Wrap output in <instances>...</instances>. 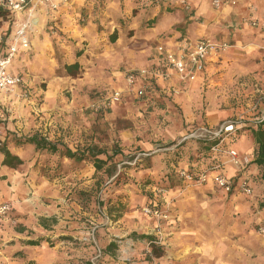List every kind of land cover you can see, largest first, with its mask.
<instances>
[{
    "label": "rangeland",
    "instance_id": "374dc122",
    "mask_svg": "<svg viewBox=\"0 0 264 264\" xmlns=\"http://www.w3.org/2000/svg\"><path fill=\"white\" fill-rule=\"evenodd\" d=\"M233 2L228 0L225 4L235 6L237 3ZM72 3L56 12L39 4L32 12L24 10L25 16L12 13L0 20L1 39L29 21L32 50L30 46L29 51L15 57L12 67L22 74L25 82L26 76L33 78L52 68L55 77L77 81L88 66L82 64L84 69L76 79L62 77L59 71L67 62L85 59L92 63L101 59L106 77L103 72L96 77L110 84L93 91L76 89V84L72 89L66 84L60 91L44 94L46 84L40 83L0 93V126L5 131L6 141L39 133L72 149L92 145L112 152L117 148L125 157L133 159L130 161L123 156L115 159L117 174H123L121 182L104 178L99 184L97 181L102 174L96 176L91 164L65 160L63 167H56L54 171V175L62 173L59 177L52 176L53 173L47 176L45 169H52L50 165L57 164L56 159L36 153L32 147L15 149L10 145L12 152L19 153L24 161L14 168L16 173H26L24 177L19 176L21 181L26 183L31 177V180H40L36 181L39 184L46 182V191L52 192L41 202L47 205L54 199L59 207H65L57 217L50 218L54 232L43 239V244L46 248L58 249L60 242H64L63 247H68L66 242L72 243L84 252L79 264H194L204 248L207 254L214 253L204 264H224L225 259L230 260L229 264H244L239 251L249 241L245 235H264V210L258 209L264 200V183L253 180L255 144L247 129L248 125L264 119V85L248 90L243 78L234 86L230 82L223 83L219 89L204 85L199 91V105L194 103L188 113L175 102V91H160L151 75L147 80L138 77L132 87L136 90L145 86L144 97H139L138 91H113L120 88L114 80L119 83L117 77L121 74L116 77L115 73L135 68L132 61L137 60L142 64L139 68L152 71L146 67L150 68L153 57L142 58L139 51L146 43L157 54L159 41L147 40L157 19L176 10L189 12L191 6L186 9L176 2L157 5L151 0H72ZM212 5L215 9L224 6ZM252 17L255 15L245 18L243 24L246 28L258 29L259 23L254 26ZM114 33L117 40L112 43ZM225 35L210 39L232 48L235 41ZM39 36H46L48 42L39 45ZM40 47L43 51L37 50ZM231 48L220 56H228ZM39 52L48 62L39 64ZM111 77L115 79L111 81ZM150 84L158 87L152 96ZM115 92L122 93L119 101L111 99ZM215 116L221 117L217 123L207 122ZM229 126L233 128L227 130ZM237 134L240 136L235 139ZM214 138L222 139L221 144L214 146L216 150H212L219 161L213 167L196 164L195 143L189 141ZM184 142L188 144L181 160L177 164L167 162L169 153ZM231 151L237 153V165L231 162ZM154 154L157 158L152 159L150 165L136 168L142 158ZM189 169H193L191 174ZM204 172L208 173V180L200 182L199 175ZM169 173L173 176L167 179ZM219 173L232 180L234 187L230 192L214 184L212 177ZM148 177L155 182L145 186L142 181ZM243 184L251 188L250 195L242 190ZM32 189L36 191L35 186ZM38 195L37 191L34 196ZM118 199L127 205V210L114 222L108 216L107 206L109 202L117 203ZM100 203L104 206H99ZM72 222L81 240L67 233L60 234L73 231ZM70 226L72 228L68 229ZM144 236H152L156 242L152 244ZM111 243L116 245L112 252L107 250Z\"/></svg>",
    "mask_w": 264,
    "mask_h": 264
},
{
    "label": "crops",
    "instance_id": "0c3cea01",
    "mask_svg": "<svg viewBox=\"0 0 264 264\" xmlns=\"http://www.w3.org/2000/svg\"><path fill=\"white\" fill-rule=\"evenodd\" d=\"M186 1L191 6V11L176 10L175 12L164 13L160 20L157 19L156 27L149 31L148 42H150L149 40H158V46L164 45L168 50L177 49L182 42L194 43L199 39L208 37L209 39H216L221 34H227L225 36L235 42L228 56L208 59L204 73L193 81H181L175 72L164 64L158 52L156 54V51L151 50L152 47L145 43V47L139 51L140 56L142 58L153 57V60H151L152 65L149 66L150 68L146 67V69L154 71L155 84L159 85L160 91H175V102L182 107L185 113H188L193 110L194 103L199 105V91L204 89V85L209 84L211 87H218L217 89H219V86L227 82L234 86L242 78V81L247 82L248 90H254V87L264 85V53L261 50L264 47V0H234L237 3L235 6L225 4L219 9L213 7V0ZM71 4H73L72 1ZM253 6L256 9L254 11L252 10ZM26 11L28 12L29 10ZM15 14L25 16L26 12ZM252 14L255 15L259 23L258 29H249L243 24L244 19ZM154 16L158 15L155 14ZM159 36L164 37L159 38ZM47 42L46 36H39V45L42 46ZM32 44L31 42V50ZM147 46L149 47L148 49ZM37 50L40 51L42 49L40 47ZM45 58L39 52L38 60L40 65L48 62V58ZM75 62L88 66L83 77L77 81L55 77L52 68L48 72L42 71V73L34 75L33 78H27L26 76V82L24 81L22 86L29 84L34 87L35 84L43 83L46 84V87L42 92L47 94L50 91H60V88H63V85L66 84V87L70 85L72 89L76 84V89L80 87L84 91H93L110 84L102 82L96 77V74L100 72H103V76L106 77L105 68H103L104 62L101 59L92 63L85 59H72L67 63L73 64ZM132 64L135 68L127 69L126 72L115 73L116 77L118 76L117 74H121V77H117L119 83L114 80V77H111V81L113 79L114 84L118 87L120 86V88L116 87L113 91H135L128 87L126 76L131 71H141L143 68H139L142 64L137 60L136 62L132 61ZM12 72L22 76L16 68L12 67ZM163 73H168L169 76L164 77ZM35 90L37 89L35 88ZM220 119L221 117L215 116L209 118L207 122L211 123L212 121V124H215ZM15 154L22 159L19 153ZM2 160L3 157L0 154V204L11 202L13 209L5 218L2 226H0V264H79V259L84 255V252L79 248V250L76 249L72 243L66 242L68 247H63L64 242H60L62 245L58 249L46 248L45 244H43V241L46 240L45 238H48L49 234L54 232L51 231L53 224H50V221H52L50 218L57 217L59 211H63L65 207L63 205L59 207L57 202H54V199L49 201V204L44 205L41 201L46 199L45 196L50 197L49 193L52 192L46 191L45 184L47 183L41 181V184H39L36 182L38 179L31 180V177L26 180V183L21 181L19 176L22 175L24 177L26 173H16L14 168L3 166ZM32 186H35L36 191L32 189ZM38 186L39 188H37ZM37 191L39 195L35 197L34 194ZM30 194L33 195L31 196ZM76 211L80 214L79 208ZM262 220L263 217H261V222ZM72 223L73 231H63L60 234L63 236V233H67L73 239L81 240L79 238L80 235H78L80 233L75 231V222ZM70 228L72 227L70 226L68 229ZM56 236L52 237V239ZM245 236L249 238V241L245 242V246L239 251L243 263L264 264V235L246 234ZM28 241H40V244L38 246H30L27 243ZM69 244H71L70 247ZM212 244H215V242H212ZM206 250L204 248V252L199 254L198 261L194 264H204L206 258L214 257V253L208 252L210 253L209 255ZM231 252H234V250H231ZM224 261V264H229L230 262L228 259Z\"/></svg>",
    "mask_w": 264,
    "mask_h": 264
},
{
    "label": "trees",
    "instance_id": "16d2710c",
    "mask_svg": "<svg viewBox=\"0 0 264 264\" xmlns=\"http://www.w3.org/2000/svg\"><path fill=\"white\" fill-rule=\"evenodd\" d=\"M173 9H170V11H173ZM12 14L11 11L8 9H5L0 4V20L7 19ZM12 32H8L5 37L2 39V43L0 46H6L9 43L10 37ZM117 40L116 33L112 35V43H115ZM80 56V55H79ZM84 67L79 62H75L73 64L66 63L62 69V71H59V74H62V77H69L76 79L78 76L82 73ZM150 89L152 91L151 96L154 95L157 92L158 87L155 84H150ZM248 131L252 134L253 140H254V149H253V161L252 166L256 167V173L253 174V180L261 181L264 183V119L255 123H252L251 126H247ZM240 136L237 134L235 136V139ZM189 142L195 143V152L197 153V159L194 160L196 164H203L205 163L208 167L215 166L214 164L217 163L219 160L217 157H215V154L212 151V148L214 146H217L222 143V139H204V140H191ZM187 142L182 143L179 147H177L174 151L169 153L167 162H170L172 164H177L181 160L180 156L185 149V146L187 145ZM10 145H12L15 149H22L24 147H32L36 153H42L46 156H48L51 159H56L58 163H52L50 165L52 169H48L47 165L45 169V175H50V173H53L52 176L59 177L62 173H56L54 175V171L57 170L56 167L62 168L63 167V161L68 160L70 162H73L74 164H91L95 169L96 176L101 177L97 181V183H103L102 181L104 178H115L117 182H121L123 178V174L118 173V166L115 163V159L118 156H124L123 151L121 149H113L112 152H109L108 150L102 149L98 146H86L81 149H72L68 145L60 142V141H52L48 139L47 137L35 133L31 136H27L24 138L19 139H7L6 143L3 147L0 148V154L3 157L2 165L10 168H16L19 165H22L24 161L17 156L15 153L12 152L10 149ZM126 159H129L130 161L133 159V157H125ZM157 158V156L154 155H148L145 158H142V163L137 164L136 168L141 166L142 164L150 165L151 160ZM49 166V165H48ZM56 168V169H55ZM125 169H132V167H124ZM193 169H189V173ZM175 173V170H174ZM125 175V174H124ZM173 176V173H169L166 175V178H171ZM143 184L151 185L154 184L153 178H146L143 181ZM238 184V183H237ZM236 184V185H237ZM235 185V186H236ZM234 187V185H233ZM118 199L117 203H114L113 205L111 202L108 203L107 206V213L108 216L113 218L114 222L118 221L122 216L123 213L127 210V205ZM260 202V201H259ZM99 206H104L103 204H99ZM259 211L264 210V200H261L259 203ZM143 238L149 240L152 244L156 242V239L152 236H144ZM30 246H38L40 244V241H28L27 242ZM116 249V245L111 243L107 246V250L112 252ZM156 250V246H153V251ZM156 252V251H155ZM88 264H93L92 262H89Z\"/></svg>",
    "mask_w": 264,
    "mask_h": 264
},
{
    "label": "built area",
    "instance_id": "2783aa9c",
    "mask_svg": "<svg viewBox=\"0 0 264 264\" xmlns=\"http://www.w3.org/2000/svg\"><path fill=\"white\" fill-rule=\"evenodd\" d=\"M72 0H0V4L5 8L11 11L12 13L23 12L24 10H32L38 6L39 4L45 5L51 11H59L63 7H67L71 4ZM152 3L157 5L163 3H178L182 7L189 9V4L186 0H151ZM228 0H214L213 4L216 7H221ZM235 3V2H233ZM252 24L254 26L258 25L257 19L252 17ZM29 21L21 24L17 27L14 33L11 35L9 43L6 46H0V93L10 92L14 89L19 88L24 84V80L22 76L18 74H14L12 72V63L15 57L19 54L26 52L30 49L31 42L29 38ZM2 43V39L0 37V44ZM231 48V45L227 43L216 42L209 38H202L194 43L191 42H182L178 46L177 49L168 50L166 46L160 45L157 47V52L161 57L164 64L173 70L177 77L181 81H193L200 74L205 71L206 63L208 59L214 56H220L221 54L227 52L228 49ZM264 53V47L262 48ZM139 73L130 72L126 76V81L130 89H133L135 82L138 77L142 80H147L148 76H153V71L141 70ZM164 77H168V73H163ZM135 90V89H134ZM138 91L139 97H144L147 91L145 86L136 89ZM122 97L121 92H115L112 96L113 101H119ZM233 128V126H229L226 129ZM6 142L5 131L2 126H0V147H2ZM212 150H216V147L212 148ZM231 155V162L234 164H238L237 153L235 151H231L229 153ZM208 173L204 172L199 175L200 182H206L208 180ZM185 175V173H183ZM187 176V175H186ZM192 180V177H188ZM212 180L215 185L219 188L225 190L226 192H230L233 188V182L231 179L226 178L222 174H215L212 177ZM242 190L251 194L252 190L246 184L241 185ZM12 211L11 204L8 202L0 204V226H2L7 215Z\"/></svg>",
    "mask_w": 264,
    "mask_h": 264
}]
</instances>
